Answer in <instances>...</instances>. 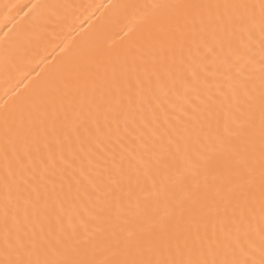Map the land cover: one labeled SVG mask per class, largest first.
Here are the masks:
<instances>
[{"label":"snow or ice","instance_id":"1","mask_svg":"<svg viewBox=\"0 0 264 264\" xmlns=\"http://www.w3.org/2000/svg\"><path fill=\"white\" fill-rule=\"evenodd\" d=\"M19 7L6 72L77 6ZM110 7L135 35L0 116V264H264V0Z\"/></svg>","mask_w":264,"mask_h":264},{"label":"bare ground","instance_id":"2","mask_svg":"<svg viewBox=\"0 0 264 264\" xmlns=\"http://www.w3.org/2000/svg\"><path fill=\"white\" fill-rule=\"evenodd\" d=\"M156 2L159 0H0V48L4 46V33L23 16L19 6H30L32 3H69L77 6L68 12L66 21L26 61L17 62L7 72L0 67V116L15 109L31 94L36 84L43 82L56 66L86 45L100 40L107 46L120 47L125 33L132 31L135 35L139 18L133 10L110 6ZM5 5L9 7L5 8ZM13 17L16 19L13 20Z\"/></svg>","mask_w":264,"mask_h":264}]
</instances>
